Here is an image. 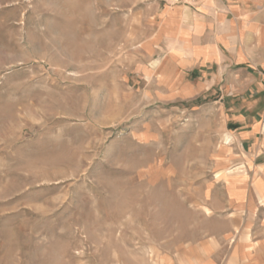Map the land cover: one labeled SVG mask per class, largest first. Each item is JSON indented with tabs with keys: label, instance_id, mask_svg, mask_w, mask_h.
<instances>
[{
	"label": "rangeland",
	"instance_id": "rangeland-1",
	"mask_svg": "<svg viewBox=\"0 0 264 264\" xmlns=\"http://www.w3.org/2000/svg\"><path fill=\"white\" fill-rule=\"evenodd\" d=\"M166 4L0 0V264H192L264 241V29L173 74Z\"/></svg>",
	"mask_w": 264,
	"mask_h": 264
},
{
	"label": "crops",
	"instance_id": "crops-1",
	"mask_svg": "<svg viewBox=\"0 0 264 264\" xmlns=\"http://www.w3.org/2000/svg\"><path fill=\"white\" fill-rule=\"evenodd\" d=\"M167 3L158 7L155 15V42L164 44L168 53L162 66L173 74L187 76L192 71L201 72L202 68L216 64L218 60L233 58L242 43H259L261 40L264 0H203L190 6L173 5L168 0ZM259 72L264 74V70ZM234 122L243 128L241 120ZM252 130L254 134L255 130ZM242 230L235 227L231 231L236 235ZM220 246L201 245L202 256L192 260V264H264V241L229 244L225 246L227 252L218 257Z\"/></svg>",
	"mask_w": 264,
	"mask_h": 264
},
{
	"label": "built area",
	"instance_id": "built-area-1",
	"mask_svg": "<svg viewBox=\"0 0 264 264\" xmlns=\"http://www.w3.org/2000/svg\"><path fill=\"white\" fill-rule=\"evenodd\" d=\"M203 0H168L170 4L173 5H194L202 2Z\"/></svg>",
	"mask_w": 264,
	"mask_h": 264
}]
</instances>
